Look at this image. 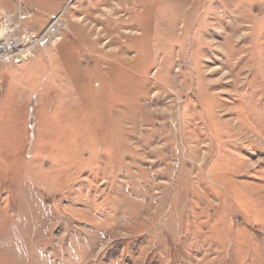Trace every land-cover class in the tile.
<instances>
[{"label": "rangeland", "instance_id": "obj_1", "mask_svg": "<svg viewBox=\"0 0 264 264\" xmlns=\"http://www.w3.org/2000/svg\"><path fill=\"white\" fill-rule=\"evenodd\" d=\"M5 43L0 264H264V0H0Z\"/></svg>", "mask_w": 264, "mask_h": 264}, {"label": "built area", "instance_id": "obj_2", "mask_svg": "<svg viewBox=\"0 0 264 264\" xmlns=\"http://www.w3.org/2000/svg\"><path fill=\"white\" fill-rule=\"evenodd\" d=\"M26 33H28L27 31H26ZM31 34H23V38H24V41L26 42V41H31ZM40 42V41H39ZM17 45H19L18 43L17 44H15V43H12V44H10V43H5V44H3V49L1 50V51H3L2 53V55H7L8 54V51H11L12 50V48L14 47V46H17ZM24 50V48L23 47H21L20 49H19V51H23ZM0 51V52H1Z\"/></svg>", "mask_w": 264, "mask_h": 264}, {"label": "bare ground", "instance_id": "obj_3", "mask_svg": "<svg viewBox=\"0 0 264 264\" xmlns=\"http://www.w3.org/2000/svg\"><path fill=\"white\" fill-rule=\"evenodd\" d=\"M3 49V45L0 44V51Z\"/></svg>", "mask_w": 264, "mask_h": 264}]
</instances>
